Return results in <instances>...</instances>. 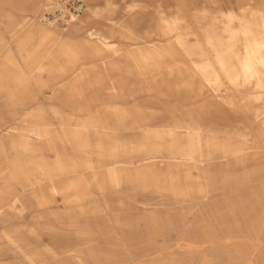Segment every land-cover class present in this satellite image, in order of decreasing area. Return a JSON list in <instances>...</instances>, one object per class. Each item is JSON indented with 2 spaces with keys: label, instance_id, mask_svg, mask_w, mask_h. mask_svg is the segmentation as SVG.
Here are the masks:
<instances>
[{
  "label": "rangeland",
  "instance_id": "1",
  "mask_svg": "<svg viewBox=\"0 0 264 264\" xmlns=\"http://www.w3.org/2000/svg\"><path fill=\"white\" fill-rule=\"evenodd\" d=\"M72 1L0 0V264H264V0Z\"/></svg>",
  "mask_w": 264,
  "mask_h": 264
},
{
  "label": "built area",
  "instance_id": "2",
  "mask_svg": "<svg viewBox=\"0 0 264 264\" xmlns=\"http://www.w3.org/2000/svg\"><path fill=\"white\" fill-rule=\"evenodd\" d=\"M72 2H73V5H76V8L71 7V9H73L74 12H77V14L81 13L83 11L84 4L81 3L79 0H77V1L74 0ZM69 10H67V11H69Z\"/></svg>",
  "mask_w": 264,
  "mask_h": 264
}]
</instances>
